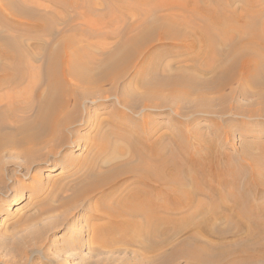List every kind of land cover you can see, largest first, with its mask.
Here are the masks:
<instances>
[{
	"label": "bare ground",
	"instance_id": "6f19581e",
	"mask_svg": "<svg viewBox=\"0 0 264 264\" xmlns=\"http://www.w3.org/2000/svg\"><path fill=\"white\" fill-rule=\"evenodd\" d=\"M210 1L214 4L208 0H0V91L11 87L0 92V156L15 150L29 167L36 163L54 168L64 148L89 149V159L79 156L77 162L69 160L72 152H67L63 167L69 170L76 163L77 172L83 173V181L73 190L74 199L88 200L99 193L97 212L106 219L98 229L117 231L120 224L137 226L144 220L151 224L158 247L182 234L195 238L173 246L171 259L186 251L188 260L204 264L234 255L254 264L257 257L264 261V200H253L254 195L264 194V153L254 156L244 147L251 158L249 166L242 162L240 166L248 183L243 193L231 195L234 211H224L227 199L214 201L215 183L206 181L210 189L199 183L205 172L218 176L223 167L234 177L229 163L221 161L219 148L209 143L202 153L208 158H196L199 146L190 143L194 136L186 125L171 132L177 153L171 148L165 151L169 147L164 135L155 137L158 128L151 127L147 112L161 107L164 89L178 102L195 87L211 86L222 103L237 95L251 98L247 117H264V0H240L237 8L230 6V0ZM164 55L175 56L176 63L164 60ZM131 71L134 77L126 81ZM200 74L210 77L200 79ZM111 97L116 101L115 117L106 124L107 118L99 120L91 105L104 108ZM132 100L142 105L137 113L146 128L141 137L126 128L127 110H136L130 107ZM204 101L211 99L199 103ZM231 106L222 107V112L241 110ZM89 125L96 133L85 137L80 127L89 129ZM247 131L255 138L261 136L255 129ZM132 179L135 184L129 185ZM203 195L210 197L212 208L205 203L193 207ZM186 206L193 210L179 221ZM202 211L207 213L195 219ZM246 218L252 220L250 225L242 222ZM218 220L225 224L217 226ZM99 225L91 226L94 235ZM122 231L128 230L117 232ZM209 236L237 239L213 252Z\"/></svg>",
	"mask_w": 264,
	"mask_h": 264
},
{
	"label": "rangeland",
	"instance_id": "374dc122",
	"mask_svg": "<svg viewBox=\"0 0 264 264\" xmlns=\"http://www.w3.org/2000/svg\"><path fill=\"white\" fill-rule=\"evenodd\" d=\"M208 2L211 5L214 4V1L208 0ZM230 3L233 4L230 6H235L236 8L238 6L240 7L241 5L240 0H230ZM61 27L62 26H59V28ZM28 42L29 41L27 40V43ZM176 59L177 58L175 56L172 57L169 55H164V60L175 62L174 60ZM133 73V71L129 73L126 81H129L132 79V77H134L132 76L134 75ZM200 75V79L206 78L205 80H208L210 77L209 74ZM132 82L129 84L132 85ZM131 85L130 88L135 89L133 88L135 87V83L132 85L133 87ZM10 89V86H6L1 90L8 91ZM135 91L139 92L141 90L136 89ZM163 91L162 92L164 93V98L162 100L159 99L161 107L155 111H153L152 109L150 111H147L150 118H152L150 121L151 127L156 125L158 128L155 132V137H160L161 134L164 135L165 142L164 140L163 142L165 144L167 143L169 147L165 151H168L171 148V151L177 153V145L173 143L174 140H172V134L179 130L180 127H186L187 125L191 130V135L196 138L194 139V137L191 136L190 140L193 138L194 141L192 139L190 143L193 144L194 147L197 146L198 148L199 146L200 152L197 151L198 153L194 155L196 158H201L200 156L208 158L202 153L207 150L209 143L211 144L213 142L212 144H214L216 148H219V153H221L220 157H223L221 161L227 162V164L229 163L228 165H230V167L232 168L234 177L224 172L226 170H224L225 168L223 167L219 168V173L222 174H218V176L214 174V176L212 174L211 176L208 175L210 174L209 172H205L206 175H203L204 181L201 179V182L199 183L203 187L208 186L206 187L207 189H210V183L206 181L210 180L211 183H215L216 186H213L214 188L212 187V191L214 190V194H216L214 201H219L220 203L221 199L223 198L222 196H224L226 197L228 204H225L226 207L224 208V211H234L233 199L231 198V195H233V193L235 194L236 191L239 194H241V192L243 193L246 189V184L248 183L247 173L244 172V170H242L240 166V164L242 165V163L249 166V158H251L249 154H245L246 152L243 150L244 147L245 149L250 150V154H256L258 157L262 156V154L264 153V149L262 150V148L264 147V117H262L261 119H256L255 117H247L246 114L249 110L248 104L251 101V98L246 99L237 95L234 100L227 103H222L221 99L217 97L218 93H216L211 86H208L204 89L203 87L202 89L200 87H195V89L190 93L187 99L178 102L172 101L168 89H164ZM202 91H204V95L200 96L199 93ZM207 97L209 100L211 99L209 103H207L206 101L199 103L203 98L206 100ZM111 99L112 100L106 102L107 105L104 108L99 107V109H97V105H91L93 108V112H99V115L97 114L98 117H102H100L99 120H105V118H107L106 124H108L109 121H113L115 117V115L113 114V109L116 106V101L114 100L115 98L113 99V97H111ZM87 105L90 106V99L87 100ZM235 105H238L237 107H241V110L238 111L235 110V108H229L231 109L230 111L228 110L226 112H222V107L226 106L228 108L229 106L234 107ZM130 107H132V109H136L137 111L135 110L134 112H131L129 111L130 109H125L127 110L129 118V122L127 124L128 126L126 128L127 130L130 129L131 131L128 130L130 132L133 131V135L141 137V132L145 131L146 129L145 125L143 124L144 121H142V118L140 116L138 117L137 114L138 112H141L142 105L138 104L135 100H132ZM104 115L107 116L104 117ZM241 119L244 121H248L251 126L247 127L245 125H242L240 123L242 122ZM132 120H137L138 122L133 123ZM92 121V123H96V119L93 118ZM152 121H155L156 124L153 122V125ZM89 126V129L80 127L81 131L84 132L81 133L85 137L89 135V137H92L95 135L94 133H96L95 129H91V125ZM250 129L260 131L261 136L259 138H255V136L250 132L248 133L247 130ZM135 130H139L140 133L135 134ZM172 131L173 133H171ZM194 131H196V134L199 132L198 134H200V136H196V134H193ZM167 135H169V137H167ZM226 135L230 137H227ZM67 152L72 153L70 155ZM15 153V150H11L9 152H3L0 156V264L201 263L197 260H188V252L186 251H184V253H182L181 255H177L173 259H171V255H173L172 250L174 249V247H177V245H179L184 240L195 239L189 237L188 234H182V237L179 236L175 239H169L167 242L162 243V246L160 244V246L158 247L156 244L157 236H154V233L151 232L149 226L151 224H148L147 221L145 223L144 220H140L138 222V229H142L138 233L134 232L137 231V226L135 225L136 223H123V227L120 224L118 230L116 228L117 231H120V229H127L128 231L125 233H123V231L122 233L117 232L115 231V229L109 227L107 229H98L106 219L104 215L97 212L99 210V207H97L99 193L98 195H93L88 200H85L84 198L74 199L75 191L73 190L76 188V185L79 181H83V173L77 172L79 167L76 163L75 165L70 167L69 170L68 168L65 169L63 167V162L65 163L68 157L67 154L69 155L68 159L71 161L73 160L72 162H74L79 159V156L83 159H89V156H91V150L86 149L85 151L83 149H73L71 147H66L62 150V153L59 155V157H57V159L60 161L59 164H57L54 168H51V166L53 165L36 163L33 164L32 167H29V165L26 163V160ZM199 153L202 155H199ZM261 159H263L264 163V158L261 157ZM242 172L244 173V175H242ZM196 173L197 172H194L195 175ZM130 182L128 181L129 185H133V183L135 184V181L132 183ZM128 183L125 184L124 181L121 182V184H125V187H127ZM231 183L233 185H231ZM200 198L201 202L198 203L196 201L193 207L197 206L196 203L199 206L205 203L204 206L208 205L212 208V205H209L211 199L208 195H203ZM260 198L264 200V194H261V196H253L254 201H260ZM193 207H183L182 214L178 216V220H182V215L188 213L189 210H193ZM210 207L207 212H211L212 209ZM184 209H186V211ZM202 212L203 214L198 215V217L195 219H199L201 216H204V213H207L206 211ZM229 213L230 212H228L227 214ZM81 216L83 220L80 219ZM84 216L88 217L89 222L84 221ZM244 220H242L243 223L245 222L244 224H251L248 223L249 220L247 218ZM249 222H252V220H250ZM98 223H100V225L97 226L96 229L98 230L94 235L91 226ZM224 224V220L217 221V226H223ZM182 225L186 227V223H182ZM135 226L136 228H134ZM86 227H89L90 229H88L87 231ZM133 228L135 230H133ZM90 231H92V233ZM103 233H105V235L102 236ZM241 233L242 231H239L238 234ZM207 238L209 241L214 243L211 244L212 249H210L214 252L217 247H221V245L224 246L227 242H230L231 244L234 239H237V236H230L227 238H220L219 236L218 238H216L209 236ZM159 243H161V241ZM234 243L235 242H233L232 244ZM212 251L210 252L211 254ZM240 256L242 255H237L238 258L236 257V255L231 257L229 256L223 262L220 261V263L215 264H227L229 261H231L233 264H249L248 261H246V263L244 261H241L242 258ZM210 258L211 257L209 256V259ZM257 261L258 262H255L254 264H264V261L261 260L260 257H257Z\"/></svg>",
	"mask_w": 264,
	"mask_h": 264
}]
</instances>
